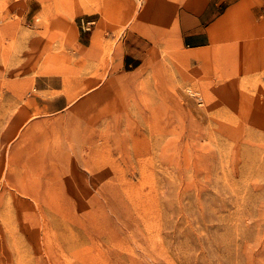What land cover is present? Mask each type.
<instances>
[{"label": "rangeland", "instance_id": "1", "mask_svg": "<svg viewBox=\"0 0 264 264\" xmlns=\"http://www.w3.org/2000/svg\"><path fill=\"white\" fill-rule=\"evenodd\" d=\"M83 50L60 0H0V264H264V67L166 49L90 86Z\"/></svg>", "mask_w": 264, "mask_h": 264}, {"label": "crops", "instance_id": "2", "mask_svg": "<svg viewBox=\"0 0 264 264\" xmlns=\"http://www.w3.org/2000/svg\"><path fill=\"white\" fill-rule=\"evenodd\" d=\"M82 16L94 20L90 32L79 30ZM60 48H84L92 73L82 78L74 62L71 79L90 86L102 84L104 71L136 69L166 49L264 67V0H60Z\"/></svg>", "mask_w": 264, "mask_h": 264}, {"label": "built area", "instance_id": "3", "mask_svg": "<svg viewBox=\"0 0 264 264\" xmlns=\"http://www.w3.org/2000/svg\"><path fill=\"white\" fill-rule=\"evenodd\" d=\"M93 24L94 20L86 19L83 16L79 18V26L83 32L90 31Z\"/></svg>", "mask_w": 264, "mask_h": 264}]
</instances>
